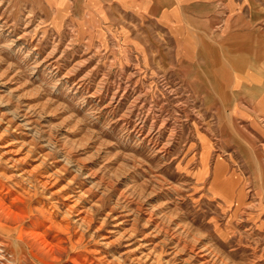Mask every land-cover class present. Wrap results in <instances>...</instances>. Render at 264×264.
Masks as SVG:
<instances>
[{
  "label": "rangeland",
  "instance_id": "obj_1",
  "mask_svg": "<svg viewBox=\"0 0 264 264\" xmlns=\"http://www.w3.org/2000/svg\"><path fill=\"white\" fill-rule=\"evenodd\" d=\"M75 13L0 0V201L23 217L10 228L45 234L46 264H199L182 252L198 238L209 264H264V160H226L224 87ZM14 250L10 264H41Z\"/></svg>",
  "mask_w": 264,
  "mask_h": 264
},
{
  "label": "crops",
  "instance_id": "obj_2",
  "mask_svg": "<svg viewBox=\"0 0 264 264\" xmlns=\"http://www.w3.org/2000/svg\"><path fill=\"white\" fill-rule=\"evenodd\" d=\"M46 3L57 13L55 21L61 20L62 15L67 22L73 21L75 7L81 6L89 21L96 14L99 23L112 28L117 43L119 39L123 45L121 41L126 38L124 43L131 53H157L164 55L166 61L167 55H172L170 59L177 63V68L197 71L198 86L224 87L219 108H224L221 117L227 128L226 160L236 157L242 164L253 165L257 160L263 163V0H46ZM159 33L163 37L162 46L152 42ZM143 37L145 44L141 41ZM230 131L238 140L232 136L230 142ZM242 131L255 140L247 142ZM231 178L235 179L234 173ZM257 205L252 203L244 209Z\"/></svg>",
  "mask_w": 264,
  "mask_h": 264
},
{
  "label": "bare ground",
  "instance_id": "obj_3",
  "mask_svg": "<svg viewBox=\"0 0 264 264\" xmlns=\"http://www.w3.org/2000/svg\"><path fill=\"white\" fill-rule=\"evenodd\" d=\"M20 202L25 203V201L23 200H20ZM22 219V214L14 213L8 207H6V205H4L2 201H0V229L11 233L15 232L16 235H18V237H10L7 235L8 237L2 236L3 238H0V264H10V261L4 255V253L10 251L13 255V252H15L14 249H17L16 251H22V254H20L21 256L18 257L19 259H22L25 256L41 264H46L47 262L54 263L57 260L56 253L58 252V249L55 250V246H53L52 243H50L45 238V234H37L34 231H28L27 233H23L22 229L20 230L19 226L18 228H10V224L16 226L18 223L20 224ZM148 223H150L149 220L146 222V224ZM178 230L181 229L178 227ZM184 232L185 231H182L183 236ZM190 246L191 247L189 248V242L186 241V244H184L182 248V252H185L186 250L191 251V258H197L199 264H209L210 260L212 261L214 259L213 252H211L210 249H206L203 245H201L199 238L197 240H193V243ZM180 247L181 246H177L176 253L180 252ZM1 258L3 259L1 260Z\"/></svg>",
  "mask_w": 264,
  "mask_h": 264
}]
</instances>
